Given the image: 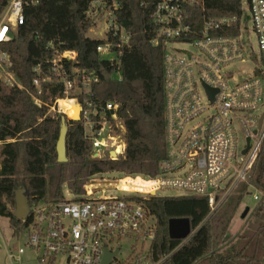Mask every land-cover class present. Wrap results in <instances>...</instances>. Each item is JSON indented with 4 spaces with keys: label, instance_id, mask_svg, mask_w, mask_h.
Listing matches in <instances>:
<instances>
[{
    "label": "built area",
    "instance_id": "built-area-1",
    "mask_svg": "<svg viewBox=\"0 0 264 264\" xmlns=\"http://www.w3.org/2000/svg\"><path fill=\"white\" fill-rule=\"evenodd\" d=\"M202 0H161L156 4L153 25L156 36L153 46L162 43L163 85L165 102L166 158L156 167L154 175L123 173V179L97 178L101 171L83 178L78 195L54 203H38L29 208L30 223L22 233L12 236L23 244L6 247L9 264H100L105 249L120 240L133 238L144 244L155 237V220L143 202L159 198L161 190L182 191V196L201 197L207 201L211 213L224 203L239 183H247L264 139V122L258 129L259 116L253 113L264 106V0H245L241 15L211 19L199 31L186 23L185 6H195ZM35 0H9L0 11V84L25 91L37 106H43L39 80L24 88L12 70L9 53L2 49L13 40L14 33L25 23L24 9ZM118 0H92L84 15L94 24L103 38L96 47L101 59L107 60L119 78L121 49L130 42L131 35L117 23ZM250 28H248V25ZM252 32L257 53L245 52L241 35ZM223 33V35L219 34ZM187 45L194 52L176 48ZM50 46V44H49ZM75 52H62L46 63L57 76L67 96L78 87L87 96L91 85L98 82L94 72L74 69L75 78H66V62H76ZM252 62L260 65L250 78L230 84L233 79L227 70L231 64ZM41 65L33 70L41 74ZM50 83L51 79L43 80ZM211 93V99L208 92ZM79 120L84 124V137L91 142L90 158L98 162H118L126 144L125 128L119 117V105L90 100L80 104ZM68 101L55 100L56 102ZM54 105V106H53ZM50 113V111H49ZM256 132V134H254ZM238 133L245 146L238 161ZM249 140L247 152L242 154ZM116 171V170H113ZM120 173V172H119ZM90 178H95L90 181ZM115 191L127 196L95 198V193ZM257 203L264 200V192L252 195ZM28 218V219H29ZM154 220V224L151 223ZM27 221V220H26ZM22 221V222H26ZM3 243L2 235L0 242ZM149 251V249H148ZM28 256L27 259L24 257ZM148 253L136 264L148 259ZM111 264H118L114 259Z\"/></svg>",
    "mask_w": 264,
    "mask_h": 264
},
{
    "label": "trees",
    "instance_id": "trees-1",
    "mask_svg": "<svg viewBox=\"0 0 264 264\" xmlns=\"http://www.w3.org/2000/svg\"><path fill=\"white\" fill-rule=\"evenodd\" d=\"M9 0H0V11ZM24 9L25 23L14 33L13 40L2 47L10 54L12 70L19 83L30 92L34 79L39 80L43 106L34 104L25 91L0 84V216L8 220L12 236L28 227L14 214L13 192L25 189L29 208L38 203H54L63 199L62 187L78 195L80 183L89 175L111 168L130 175H154L165 159V102L163 85L162 43L156 47L153 15L161 0H118L117 23L130 33L131 39L121 49L119 78L109 62L101 59L96 47L100 40L88 36L94 24L84 15L92 0H35ZM245 0H202L185 6L186 23L196 31L211 19L241 15ZM223 35V33H219ZM50 44V46H49ZM75 52L76 62L64 66L66 78H75L74 69L94 72L98 82L87 96L75 87L69 95L46 63L57 53ZM41 65V74L33 69ZM74 68V69H73ZM51 79L50 83L43 80ZM76 99L119 105L124 124L126 148L120 161L107 165L92 161L91 142L84 137V124L75 119L77 113H66L63 103L55 100ZM71 112L79 107L69 101ZM61 117L67 125L66 163H58L56 145ZM250 169L247 183H239L232 196L211 213L201 197L151 198L143 206L154 217L155 237L150 243L148 259L153 264H263L264 263V200L254 205L251 221L235 237L229 235L230 224L243 197L251 190L264 192V139ZM103 169V170H101ZM187 219L194 235L187 241L169 238L168 222Z\"/></svg>",
    "mask_w": 264,
    "mask_h": 264
},
{
    "label": "rangeland",
    "instance_id": "rangeland-1",
    "mask_svg": "<svg viewBox=\"0 0 264 264\" xmlns=\"http://www.w3.org/2000/svg\"><path fill=\"white\" fill-rule=\"evenodd\" d=\"M247 26L248 28H250L249 24ZM87 33H88V36L92 39L100 40L103 38L102 36L99 35V33H97V29L89 30ZM241 45L242 47H244L245 52L249 53L250 48H252L255 54L257 53V46H256L255 38L252 32H249V34H246V35L245 34L241 35ZM175 47L190 51L192 53L195 51L194 48L187 46V45H177ZM259 67L260 65L252 63V62H247L244 64H239V63L231 64V66L229 67L227 71L228 72L230 71L233 79L229 83L235 84V83H241L247 80V78H250L252 76L253 71L255 69H258ZM53 109L54 110L50 109V115L51 114L54 115L56 113L55 106L53 107ZM60 111H61L60 113H62L61 115H64L62 112V105H60ZM263 112H264V106H261L260 108H258L257 111H254L253 114L255 116H259ZM69 113L67 112V114ZM65 118L69 120L67 115L65 116ZM237 136H238L237 154H238V161H239L242 158V155L240 154V152L245 146V140L243 139V136H241V134L238 133ZM95 162H98V161H95ZM104 162H107V161H104ZM98 163H101V162H98ZM107 165H111V163L107 162ZM104 171H106V173L98 175L97 178H103L104 180H107L108 178L119 180V179H123L124 176H126L125 174L123 175V173L113 171V169L111 168H106L104 169ZM133 176L139 178L137 175H133ZM94 179L95 178H90L89 180L92 181ZM251 192L252 193L247 194L243 197L241 204L239 206V209L237 213L235 214L233 221L230 224V228L228 232L231 238L238 235L245 228V225L247 224V222L251 221V214L254 209L253 207L256 203L253 200L252 195L259 193L258 191H255V190H251ZM62 194L64 195L66 199L73 198V196L68 193V188L66 186L62 187ZM183 194L184 193L182 191L178 192L175 190L165 189V190H161V192H159L157 196L159 198L161 197L177 198L179 196H182ZM109 196L123 199L127 196V194L126 193L123 194V193H119L115 191H107L106 193L97 192L94 195L95 198H101V197L107 198ZM246 208H249L250 210H249V213L246 215V217L243 219L242 214ZM151 223L154 224V220H151ZM0 235H2V238H3V243L2 241L0 242V264H9L8 259L6 257V250H4V245L9 248L19 243L23 244L24 237L21 236L19 241H16L15 239H13L12 231L9 228L8 220L1 216H0ZM110 247L113 250H119V253L115 257V260L117 261L118 264H136L137 259H139L142 255L148 253V249L150 246H149V241H145L144 244H142L140 241H137L133 238H126V239L120 240L117 244H114ZM27 258L28 256L26 254L24 259H27ZM59 264H62V262L60 261ZM141 264H153V263L150 261V259H146L145 261H141Z\"/></svg>",
    "mask_w": 264,
    "mask_h": 264
},
{
    "label": "water",
    "instance_id": "water-1",
    "mask_svg": "<svg viewBox=\"0 0 264 264\" xmlns=\"http://www.w3.org/2000/svg\"><path fill=\"white\" fill-rule=\"evenodd\" d=\"M208 94L211 99V93L208 92ZM69 120L78 121L79 111H78L76 119L69 118ZM263 122H264V114H262V116L260 117V120L258 122L257 131L261 130ZM60 123H61V128H60L59 137L57 139L58 142L56 145V159L58 163H66L68 161L65 156L66 155L65 137L67 134V125L65 123L64 117H61ZM254 134H256V132H254ZM248 148H249V140L247 141V146L245 150L242 152V154L245 155ZM13 196H14V201H15V208L13 211L14 216L21 221H26L30 216V213H29L30 210H29L28 198H27V195H25V189L22 186H18L14 190ZM249 210H250L249 208H246L244 210L242 214L243 219L249 213ZM167 228H168L169 238L175 241L185 242L194 235V232L191 230L189 221L187 219L170 220L168 222ZM118 253H119V250H115L111 252L105 249L100 264H111V262L115 259Z\"/></svg>",
    "mask_w": 264,
    "mask_h": 264
},
{
    "label": "bare ground",
    "instance_id": "bare-ground-1",
    "mask_svg": "<svg viewBox=\"0 0 264 264\" xmlns=\"http://www.w3.org/2000/svg\"><path fill=\"white\" fill-rule=\"evenodd\" d=\"M69 101H71V102H73V103H75L73 100H71V99H69L68 101H58V102H56V103H58V104H60L61 105V103H63L64 105H65V108H66V113L68 112H70L69 114H71V110H70V106L68 105V102ZM52 110H54V109H52ZM78 111H79V109H78ZM78 111H76V112H72V113H77L78 114ZM62 112H63V110H62ZM63 114L64 115H66L64 112H63ZM77 114H76V117H77Z\"/></svg>",
    "mask_w": 264,
    "mask_h": 264
}]
</instances>
